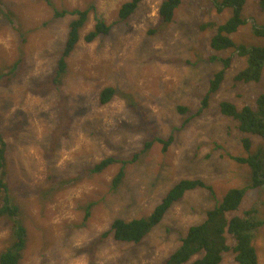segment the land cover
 Segmentation results:
<instances>
[{
    "label": "rangeland",
    "instance_id": "1",
    "mask_svg": "<svg viewBox=\"0 0 264 264\" xmlns=\"http://www.w3.org/2000/svg\"><path fill=\"white\" fill-rule=\"evenodd\" d=\"M126 1L0 0L8 13L0 12L5 180L28 236L19 264H159L218 198L249 179L247 166L233 159L243 152L242 134L218 104H253L264 91V70L257 83H235L244 60L234 56L219 89L202 104L210 79L222 67L211 56L232 54L210 47L215 27L205 25L221 22L229 12H217L214 0H181L164 23L158 14L162 0H141L120 20L118 10ZM53 8H90L58 84L51 77L74 16L56 17ZM243 12L248 22L234 40L263 43L251 33L252 23L264 24L258 0H246ZM97 18L109 32L87 42L84 35ZM106 87L114 88V95L100 103ZM250 139L252 150L264 146V138ZM134 156L115 189L112 179L120 163L91 170L106 157ZM181 179H201L213 193L204 187L186 191L137 243L106 233L115 218L149 214ZM254 206L264 221L262 187L249 189L233 214ZM10 227L9 219L0 217V251ZM253 243L258 264H264V224ZM221 264L237 262L226 252Z\"/></svg>",
    "mask_w": 264,
    "mask_h": 264
},
{
    "label": "trees",
    "instance_id": "2",
    "mask_svg": "<svg viewBox=\"0 0 264 264\" xmlns=\"http://www.w3.org/2000/svg\"><path fill=\"white\" fill-rule=\"evenodd\" d=\"M141 0H128L124 2L119 10L120 20L126 19L137 7ZM181 0H162L158 14L164 23L172 20L173 14ZM246 0H214V8L221 13L229 12L228 16L221 22H208L205 26L215 27L210 38V47L214 51H232L231 55L217 57L222 67L214 72L209 81L208 92L203 98V106L207 104L209 95L219 89L225 78V72L230 68L233 57H242L243 67L233 76V82L257 83L260 81L264 70V42L259 44L238 43L233 35L240 27L247 24V17L243 12ZM49 4L50 0H47ZM261 11H264V0H258ZM0 12L8 16L0 7ZM73 15L74 18L68 23L66 39L60 57L56 63V69L52 74V83L61 82L67 68V57L74 50L80 39V31L89 20L90 8L57 9L53 8V15L65 17ZM11 17V14L9 13ZM110 26L101 18L95 20L93 29L84 35V40L90 42L98 36L106 35ZM251 33L256 37L264 38V24L252 23ZM114 88L106 87L99 92V102L107 103L114 95ZM219 111L237 122V129L242 134L241 145L243 152L233 156V159L247 166L249 179L244 185L232 186L214 205L205 213L204 219L191 225L186 233L179 239L178 246L159 264H221L224 253L230 252L234 255L237 264H258L256 249L253 243L255 231L264 224L257 215V207L244 208L241 214H233L238 211L239 206L246 193L251 188H264V146H258L252 150L250 136L264 138V91L255 96L253 104H245L238 108L229 100H222L218 104ZM185 111V108H182ZM169 141H164L165 145ZM151 142L146 144V147ZM133 158L114 159L103 158L95 163L91 170L101 171L112 163H120L117 174L112 179L113 189L117 188L125 175V167L132 162ZM6 142L0 131V217H6L11 223L10 238L5 248L0 251V264H19L26 248L27 227L22 222L20 206L8 194V184L5 180L6 169ZM196 187L207 188L213 193L212 187L206 185L201 179H181L175 183L155 205L152 211L140 217L129 220L115 218L106 233L114 239L125 242L137 243L155 227L170 205L179 199L186 191ZM231 214V215H230ZM231 240V241H230Z\"/></svg>",
    "mask_w": 264,
    "mask_h": 264
}]
</instances>
